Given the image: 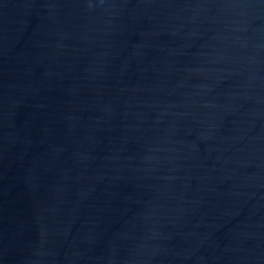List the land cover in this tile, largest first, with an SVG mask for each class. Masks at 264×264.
<instances>
[{
  "label": "water",
  "instance_id": "1",
  "mask_svg": "<svg viewBox=\"0 0 264 264\" xmlns=\"http://www.w3.org/2000/svg\"><path fill=\"white\" fill-rule=\"evenodd\" d=\"M0 264H264V0H0Z\"/></svg>",
  "mask_w": 264,
  "mask_h": 264
}]
</instances>
